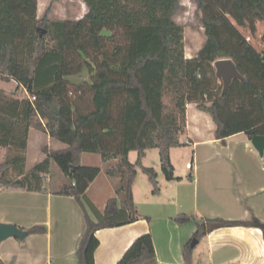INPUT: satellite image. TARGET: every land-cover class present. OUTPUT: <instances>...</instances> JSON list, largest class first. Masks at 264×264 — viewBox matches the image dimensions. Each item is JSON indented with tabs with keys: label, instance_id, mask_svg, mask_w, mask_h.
<instances>
[{
	"label": "trees",
	"instance_id": "trees-1",
	"mask_svg": "<svg viewBox=\"0 0 264 264\" xmlns=\"http://www.w3.org/2000/svg\"><path fill=\"white\" fill-rule=\"evenodd\" d=\"M83 1L86 13L70 20L51 19L50 7L39 17L38 0H0V80H15L28 93L20 98L0 89V147L12 151L0 164V188L47 192L55 161L66 177L55 193L74 197L85 216L76 264H95L97 231L149 219L133 195L138 168L154 193L160 189L157 170L142 162L148 149H159L167 180L181 179L174 175L170 153L184 144L188 103L212 116L217 139L240 132L250 139L264 135V50L240 29L250 25L255 32L256 22H264V0H195L206 39L191 58L185 29L175 19L182 0ZM224 58L243 76L226 91L214 65ZM83 71L89 79L77 81ZM31 128L63 147L43 146L47 157L27 170ZM132 151L138 152L136 162L129 158ZM83 153L100 155L108 163L107 175L119 180L117 196L103 211L87 195L101 168L83 165ZM191 219L196 216L175 217L179 223ZM233 226H257L264 234V222L256 216L206 217L197 222L193 239ZM25 231L46 233L47 227ZM191 242L185 246L189 261ZM0 264L5 263L0 259ZM116 264H158L152 234L139 236Z\"/></svg>",
	"mask_w": 264,
	"mask_h": 264
},
{
	"label": "crops",
	"instance_id": "crops-1",
	"mask_svg": "<svg viewBox=\"0 0 264 264\" xmlns=\"http://www.w3.org/2000/svg\"><path fill=\"white\" fill-rule=\"evenodd\" d=\"M4 82L7 87L0 89L10 96L22 98L28 95L15 80ZM215 131L212 116L195 103H188L182 134L185 139L181 135V140L190 147V152L183 154L180 160L173 156L175 148L170 153L174 175L181 179L167 180L162 168L156 169L160 189L154 193L150 180L139 178L138 172L133 183L134 201L139 212L149 219L97 231L100 245L95 252V264H116L132 243L148 232L153 236L158 264H264V234L257 226L215 229L191 247L190 261L185 257V246L193 240L201 218L250 220L256 216L264 222V154L259 153L244 132L222 141L216 138ZM33 141L41 143L40 161L47 157L42 151L43 146L63 147H54L57 140L47 132L31 128L27 170L40 162L28 168ZM8 153L12 151L0 147V164ZM86 154L83 153L82 159ZM95 155L87 157L101 159ZM190 160L193 166L187 168L186 163ZM64 178L63 183L66 182ZM104 179L100 182L98 176L87 190L89 199L100 211L105 209L107 202L98 206L90 194L94 190L103 192L109 182L116 187L119 181L118 178L114 181ZM61 185L56 189L49 185L47 192L0 188V222L16 224L23 230L40 224L47 227L46 233L2 241L0 259L5 264H76V249L86 226L85 216L74 197L55 193ZM183 213L196 216V219L184 223L175 221V217Z\"/></svg>",
	"mask_w": 264,
	"mask_h": 264
},
{
	"label": "rangeland",
	"instance_id": "rangeland-1",
	"mask_svg": "<svg viewBox=\"0 0 264 264\" xmlns=\"http://www.w3.org/2000/svg\"><path fill=\"white\" fill-rule=\"evenodd\" d=\"M48 7H50L49 16L51 19H70L75 20L81 18L86 10V4L83 0H38V16H43L44 13L47 11ZM230 18L233 22L236 23V20L233 18V15L230 13ZM176 21L181 24L185 29V49H186V56H196L197 52L202 47L206 36L204 33V28L200 22L198 17L197 11V4L195 0H182V8L180 12L176 16ZM256 31L252 32L251 26L248 25L247 27H240L244 35L247 39L254 44V46L259 51L264 50V22L257 21L256 22ZM187 56V57H188ZM77 81L80 80H87L89 79V74L87 71H83L81 74L75 76ZM222 82V81H221ZM7 87V83L4 81H0V87ZM183 140L185 139L184 135H182ZM40 142L33 141L30 150H29V158H28V168L32 167L36 162L42 159V152L40 150ZM63 144L60 141H56L54 147H61ZM190 152V147L187 144H183L182 146L176 147L173 150V156L176 157V160H180L183 154H187ZM147 155L143 159V164L148 167H154L155 169L160 170L161 161H160V153L158 148H151L146 151ZM93 153H87L83 159L82 164L97 166L101 168V174H99L100 182H103L106 177L109 181L117 180L110 178V176L106 173V168L108 163H105L102 158L101 159H90L87 156H93ZM99 157L100 155H95ZM138 158V152L132 151L130 160L132 162H136ZM139 178H144V180H148L147 174H145L142 169L138 168ZM50 181L49 185L56 189L63 181L65 180L64 174L61 171L58 164L53 161L50 168ZM118 182V181H117ZM109 185L105 186V190L103 192L99 191H92L90 194L92 197L96 199L98 206H101L102 203L106 202L111 198L115 197L116 195V187L111 186V182L108 183ZM153 189V187H152ZM94 192V193H93Z\"/></svg>",
	"mask_w": 264,
	"mask_h": 264
},
{
	"label": "water",
	"instance_id": "water-1",
	"mask_svg": "<svg viewBox=\"0 0 264 264\" xmlns=\"http://www.w3.org/2000/svg\"><path fill=\"white\" fill-rule=\"evenodd\" d=\"M216 75L223 82L224 91H226L233 79H242L243 76L237 69L235 62L230 58L219 59L215 63ZM252 143L261 155L264 154V135H255L252 137ZM73 169L75 165L71 166ZM27 232L13 223L0 222V243L8 238H25ZM198 239L194 238L191 247L196 246Z\"/></svg>",
	"mask_w": 264,
	"mask_h": 264
},
{
	"label": "built area",
	"instance_id": "built-area-1",
	"mask_svg": "<svg viewBox=\"0 0 264 264\" xmlns=\"http://www.w3.org/2000/svg\"><path fill=\"white\" fill-rule=\"evenodd\" d=\"M192 166H193V161L192 160H190L189 162L186 163V167L187 168H192Z\"/></svg>",
	"mask_w": 264,
	"mask_h": 264
}]
</instances>
